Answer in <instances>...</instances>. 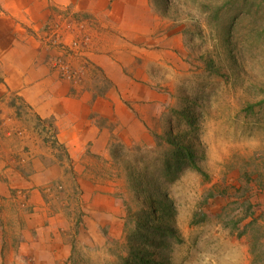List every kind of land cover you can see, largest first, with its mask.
<instances>
[{
    "label": "rangeland",
    "instance_id": "1",
    "mask_svg": "<svg viewBox=\"0 0 264 264\" xmlns=\"http://www.w3.org/2000/svg\"><path fill=\"white\" fill-rule=\"evenodd\" d=\"M138 6L129 33L110 40L91 24H47L56 87L91 93L108 138L54 146L53 129L37 142L0 123V264H123L137 213L155 198L173 209L154 219L175 230L151 249L165 264H264V0ZM106 43L125 66L113 79L91 59ZM170 134L206 176L165 172Z\"/></svg>",
    "mask_w": 264,
    "mask_h": 264
},
{
    "label": "crops",
    "instance_id": "2",
    "mask_svg": "<svg viewBox=\"0 0 264 264\" xmlns=\"http://www.w3.org/2000/svg\"><path fill=\"white\" fill-rule=\"evenodd\" d=\"M137 3L147 6L148 0H0V123L22 126L25 132H32L37 142H41L37 138L39 133L43 136L44 132L52 131L49 125L54 124L57 144L64 147L76 146L79 142L80 147H85L90 133L100 135L97 142H106L107 129H100L92 117L96 113V108H91L95 104L93 95L79 84L64 91L56 87V76L48 63L55 51L43 43L45 30L50 22H57L63 30L68 21L74 20L78 25H72L75 33L79 31L77 27L91 24L93 33L98 34L100 27V33L103 29L106 39L110 40L129 33L125 29L128 10L131 5L138 6ZM138 8L144 10L142 5ZM94 47L99 50V54L90 52L96 69L99 67L112 79L118 72H124L125 66L122 68L114 57L118 48L110 43L100 47L94 44ZM72 102L76 104L75 109H66ZM31 156L36 169L49 166L45 164L50 160L47 156Z\"/></svg>",
    "mask_w": 264,
    "mask_h": 264
},
{
    "label": "trees",
    "instance_id": "3",
    "mask_svg": "<svg viewBox=\"0 0 264 264\" xmlns=\"http://www.w3.org/2000/svg\"><path fill=\"white\" fill-rule=\"evenodd\" d=\"M56 135L57 130L54 124L49 125ZM56 136L52 142L54 146L58 145ZM170 143V155L164 158L165 172L169 175L175 174L185 166L192 167L195 171L206 174L195 162V152L191 145L180 143L173 135L167 136ZM172 204L167 199L155 198L152 201L151 209L137 213L136 230L129 234V256L125 258L123 264H165L163 259H157L155 253L151 251L152 247L160 249L162 247V236H172L175 230L166 222V224L156 223V217L166 218L172 214ZM162 221V219H160ZM160 236V237H159Z\"/></svg>",
    "mask_w": 264,
    "mask_h": 264
}]
</instances>
